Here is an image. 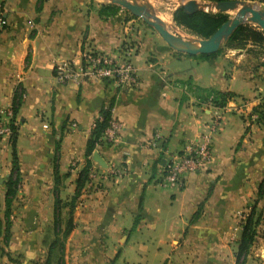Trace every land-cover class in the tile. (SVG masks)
Segmentation results:
<instances>
[{"label": "crops", "instance_id": "crops-1", "mask_svg": "<svg viewBox=\"0 0 264 264\" xmlns=\"http://www.w3.org/2000/svg\"><path fill=\"white\" fill-rule=\"evenodd\" d=\"M103 4L109 3L0 0L5 21L0 32V120L11 109L15 91H23L10 121L17 128L20 172L11 219L29 227L54 216L56 197L63 203L72 198L85 165L86 142L101 109L112 102L111 117L121 129L109 142L103 137L90 157V168L98 175L93 181L100 188L86 194L81 190L75 200V223L82 229L75 225L69 238L81 234V264H115L131 236L139 253H152L150 263L141 259L139 264H224L220 254H229L227 264H233L241 215L253 205L261 220L247 257L261 256L264 195L258 199L257 191L264 181V123L256 122L252 110L264 98V56L254 68L245 54L199 59L176 53L150 27L138 25L139 19H126L122 9L113 18L100 19L97 11ZM91 53L130 61L139 86L127 89L96 79L57 83V66L76 67ZM193 88L237 97L217 108L197 99ZM210 131L212 163L187 174L181 187L163 186L169 157ZM94 153L105 167L93 161ZM11 168L9 137H3L1 221L3 183ZM110 168L119 169L120 175L106 177ZM30 234L25 229L20 236ZM111 237L119 245L112 250L107 246ZM25 245L21 242L14 251Z\"/></svg>", "mask_w": 264, "mask_h": 264}, {"label": "trees", "instance_id": "trees-1", "mask_svg": "<svg viewBox=\"0 0 264 264\" xmlns=\"http://www.w3.org/2000/svg\"><path fill=\"white\" fill-rule=\"evenodd\" d=\"M201 2H223V1H232V0H199ZM239 1H255V0H239ZM121 10L120 7L111 5V4H103L100 6L99 10L97 11V15L100 19H109L115 17L119 11ZM126 19H135L134 17L130 16L128 13L124 11ZM230 16L228 13L222 12H204L198 11L194 14L187 15L184 13L182 7L178 6L173 14H172V22L176 28L182 29L190 33L192 36H195L200 39H207L209 38L223 23H225ZM229 47L231 49H241L243 47H257L264 51V35L258 27L252 25H242L237 28L232 35L229 37L226 43H224L217 53L211 55H198L199 59H212L215 58L217 55L220 54L222 47ZM189 56V55H187ZM191 57V56H189ZM260 66L263 68L264 72V60L260 63ZM189 86V84H187ZM190 87V86H189ZM192 91H196L197 99L201 102L210 101L214 107L217 108H224L227 103L236 98L237 96L231 92H218L214 90H198L196 88L191 89ZM193 91V92H194ZM23 99V91L17 90L15 91L12 99L11 104V111L13 113V120L15 115L18 113V110L22 104ZM111 108L112 102L109 103V106L106 109H101L100 111V119L98 118L95 123L94 127L91 131L90 137L86 142L85 145V165L81 172L79 173L78 179L76 181V189L75 193L70 199L69 203H63L56 197L54 202V218L56 220L55 223V230L56 234L59 232L58 228V221H59V214L64 206H69L71 209L75 206V200L80 195L82 188L84 187L86 181L88 180V172L91 167V159L93 151L95 147L102 143V138L104 136L105 130L107 129L111 117ZM252 113L257 115L256 122L257 123H264V98L261 99V102L258 106L253 108ZM11 126V134L9 136V141L11 145V171L4 181L5 186V225H9L8 217L10 216V209L12 203L14 201L16 192L18 190L20 184V172L18 167V159L16 154V138H17V128L14 126L13 123L10 124ZM55 183L58 181V175L55 170L54 173ZM57 193V189L54 190ZM264 195V181H262L258 187L257 191V198L260 199ZM198 214V212L196 213ZM196 214L193 216V219L196 217ZM261 215L257 212L256 205H253L250 209V212L246 215L244 221L241 224V236L238 241L237 250L235 253V264H241L242 260L246 257L251 248L252 244L254 243L256 234H257V227L260 223ZM60 222V221H59ZM72 219L69 218L67 222V227L64 232V235L67 236L68 233L72 230ZM56 245V241L52 243V247ZM63 244H59L58 249L62 254L64 251ZM55 264H64L63 259L59 258Z\"/></svg>", "mask_w": 264, "mask_h": 264}, {"label": "rangeland", "instance_id": "rangeland-1", "mask_svg": "<svg viewBox=\"0 0 264 264\" xmlns=\"http://www.w3.org/2000/svg\"><path fill=\"white\" fill-rule=\"evenodd\" d=\"M143 1H148L153 6L155 14L159 16V18L163 22L166 23V25L173 34L181 36L183 38H196L187 31L176 28L172 22V14L174 10L181 3H184L186 0L184 1L183 0H143ZM91 2L107 3L106 0H91ZM137 2H141V0H137ZM197 2H201V1L197 0ZM248 2L250 4L255 5L257 8L264 10V0H255ZM209 11L213 12V9H209L208 12ZM228 15L230 16V18H232L235 15V11L229 12ZM137 24L146 27L145 24L140 20L137 21ZM231 54H233L235 57L241 54L248 55L249 61H251L253 65H255L253 67L256 68V65L259 64L260 59L264 56V51L254 46L253 47L247 46L236 50L224 46L222 47V50L219 55L223 57L225 55L229 56ZM235 90L238 89L235 88ZM108 171L105 173V176L107 177L109 175L108 177H113L108 173ZM87 182L88 181H86L83 187L84 189L82 188V191L84 190L83 192L85 194L88 190L86 188ZM64 199H65L64 203L70 202L69 201L70 196ZM78 208L77 205H75L72 209L69 206L63 207V209L59 214V221H60V222L58 221L59 232L58 234H56L57 231L55 230L56 220L54 216L53 217L51 216V218L49 217L48 220L46 221L44 219L40 223L34 225L30 224L29 227L25 222L22 223L23 226L20 223H15L13 219H11V216L14 215L13 204H12V207L10 209V216L8 217L9 225L7 226L5 225L4 219L2 221L0 220V264H55L59 258L63 259L64 264H81L79 258L81 257V254H83V249H84L81 246L83 245L81 243V234L79 233V235H77L76 233L74 238L72 239L69 238L70 234L76 228L75 225L78 227L77 231H80L79 229H82L80 222L75 223V214L76 212H78ZM245 217L246 214L241 215V222L244 221ZM69 218L72 219L73 227L72 230L68 233V235L65 236L64 232L66 230L67 222ZM125 227L130 228L131 225L129 223H126ZM25 229L27 231L29 230L31 234L27 237L21 238L20 235L23 233V230ZM55 241H56V245L52 247L51 245ZM21 242H25L26 244L25 248L21 249L20 251H14V249L17 246H19ZM61 243L64 246L63 248L64 251L62 254L58 249V246ZM107 246L109 247L110 250H112L114 246L119 247L118 240L115 237H111L110 239L107 240ZM121 249L122 251H120V255L118 259L115 261V264H124V262L130 264L131 263L139 264L142 263L141 259H144L146 262L150 263L152 260V253L141 254L137 251L136 243L133 236L130 237L127 244L124 247H121ZM235 253H233V261H234L233 264H235ZM87 255L88 254H86V257ZM220 257L222 259L221 261H223L224 264L230 263L229 254L228 255L220 254ZM153 259L157 261L160 260V255L156 254V257ZM241 264H264V254H262L261 256L260 255L254 256L252 254L250 255L249 258L246 255V257L242 260Z\"/></svg>", "mask_w": 264, "mask_h": 264}, {"label": "built area", "instance_id": "built-area-1", "mask_svg": "<svg viewBox=\"0 0 264 264\" xmlns=\"http://www.w3.org/2000/svg\"><path fill=\"white\" fill-rule=\"evenodd\" d=\"M4 25L5 21L0 17V32L3 30ZM54 77L59 84L81 83L86 79H96L112 80L119 87L127 89L139 86L136 69L130 61H117L108 54L100 53L85 54L82 63L76 67L68 64L57 66ZM209 104H211L210 101ZM12 117L13 113L11 109H8L4 114V120H0V139L10 136V121ZM120 129L121 125L119 122L112 118L103 137L109 142ZM156 137L159 136L156 135ZM212 150V134L210 131L199 136L183 152L171 155L165 163L162 185L168 188L181 187L182 181L187 174L205 170L212 163ZM110 169L108 173L111 176L117 177L120 175L119 170ZM97 176L96 171L90 168L86 185L87 189L98 190L100 188V183L93 181Z\"/></svg>", "mask_w": 264, "mask_h": 264}, {"label": "water", "instance_id": "water-1", "mask_svg": "<svg viewBox=\"0 0 264 264\" xmlns=\"http://www.w3.org/2000/svg\"><path fill=\"white\" fill-rule=\"evenodd\" d=\"M109 4L120 7L130 16L139 19L150 27L162 41L174 52L189 56L211 55L217 53L221 46L227 42L232 33L242 25L258 27L264 35V10L246 1L232 0L217 3L197 2L186 0L179 6L187 15L198 11L229 13L235 11V15L223 23L209 38H183L173 34L165 22L154 12L153 6L148 1L137 0H106ZM143 1V2H142ZM184 1V0H183ZM93 161L105 167L97 153L93 154Z\"/></svg>", "mask_w": 264, "mask_h": 264}]
</instances>
